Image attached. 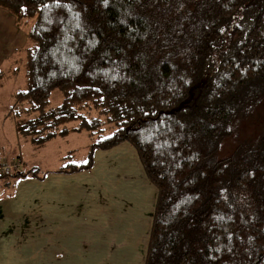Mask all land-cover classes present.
I'll list each match as a JSON object with an SVG mask.
<instances>
[{
    "label": "trees",
    "instance_id": "1",
    "mask_svg": "<svg viewBox=\"0 0 264 264\" xmlns=\"http://www.w3.org/2000/svg\"><path fill=\"white\" fill-rule=\"evenodd\" d=\"M0 8L25 34L10 70L22 72L24 90L4 118L37 146L76 122L89 159L58 172L89 169L96 150L134 149L156 193L143 264H264V127L216 158L264 97V0H0ZM14 166L0 182L40 173Z\"/></svg>",
    "mask_w": 264,
    "mask_h": 264
},
{
    "label": "crops",
    "instance_id": "2",
    "mask_svg": "<svg viewBox=\"0 0 264 264\" xmlns=\"http://www.w3.org/2000/svg\"><path fill=\"white\" fill-rule=\"evenodd\" d=\"M24 43L0 8L5 76ZM92 156L87 170L0 182V264H143L155 189L129 144Z\"/></svg>",
    "mask_w": 264,
    "mask_h": 264
},
{
    "label": "rangeland",
    "instance_id": "3",
    "mask_svg": "<svg viewBox=\"0 0 264 264\" xmlns=\"http://www.w3.org/2000/svg\"><path fill=\"white\" fill-rule=\"evenodd\" d=\"M18 57L20 55L15 56L14 60ZM7 69L5 64L0 67L3 73ZM9 74L0 78V164L14 165L20 162V169L34 168L38 169L39 172L68 168V165L71 164H85L89 159L88 145L90 142L83 131H74L77 126L76 122L65 124L64 136L55 137L40 146L32 145L27 139L17 136L14 128L15 121L5 119L4 114L11 104V96L24 90V82L22 72L19 71L12 76ZM60 101L61 96L58 92L52 91L49 96L50 107L59 105ZM263 127L264 97L257 106L252 108L250 116L248 115L236 124L232 135L222 141L216 158L227 157L236 144L245 139L254 138ZM92 159L93 156L91 155L90 161Z\"/></svg>",
    "mask_w": 264,
    "mask_h": 264
},
{
    "label": "built area",
    "instance_id": "4",
    "mask_svg": "<svg viewBox=\"0 0 264 264\" xmlns=\"http://www.w3.org/2000/svg\"><path fill=\"white\" fill-rule=\"evenodd\" d=\"M14 167H15L14 165L0 164V176L1 175H10Z\"/></svg>",
    "mask_w": 264,
    "mask_h": 264
}]
</instances>
